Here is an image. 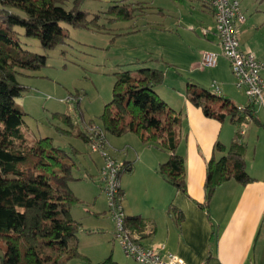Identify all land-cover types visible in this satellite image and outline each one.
<instances>
[{
  "label": "trees",
  "instance_id": "1",
  "mask_svg": "<svg viewBox=\"0 0 264 264\" xmlns=\"http://www.w3.org/2000/svg\"><path fill=\"white\" fill-rule=\"evenodd\" d=\"M79 1L75 0L74 6L67 9L66 0H0V264H69L81 257L77 238L81 224L70 214L73 206L80 204L69 187L72 181L80 179L75 177V162L50 138L27 139L21 129L26 113L15 104L24 92L18 76L41 70L48 59L46 54L24 49L16 28L23 30V36L38 40L43 51L49 52L68 42L64 25L100 28V16L89 17L80 10ZM150 1L121 0L109 7L107 21H135L152 11L163 14L161 8L153 10ZM164 81L165 74L151 68L116 72L112 100L104 107L100 117L103 127L98 128L105 136L136 134L143 143L168 152V159L159 164L157 172L185 193V162L175 152L180 142L181 112L155 91ZM185 98L200 108L205 117L219 122L228 120L241 125L256 121L249 104L238 111L230 100L196 83L187 82ZM63 119L74 127L70 117ZM78 133L87 141L85 131ZM245 152L239 132L228 146L215 143L206 166V199L200 207L208 208L221 184L233 180L244 185L251 180L246 172ZM129 169L130 164L124 163L119 177ZM125 226L141 231L143 222L139 217H126ZM98 264L116 263L108 257Z\"/></svg>",
  "mask_w": 264,
  "mask_h": 264
},
{
  "label": "crops",
  "instance_id": "2",
  "mask_svg": "<svg viewBox=\"0 0 264 264\" xmlns=\"http://www.w3.org/2000/svg\"><path fill=\"white\" fill-rule=\"evenodd\" d=\"M237 1L246 18L244 25L238 29L240 48L253 53L257 60L264 63V46L261 48L252 38L256 30L264 28V0ZM174 2L181 6L176 11L183 13V20L177 16L174 19L182 27L184 36L175 28L163 26V29L168 34H172V30L178 35L180 42L175 43L180 44V49L182 46L180 54L186 58L189 71L197 74L195 83L202 85L200 79H203L205 70L199 68L202 54L220 52L213 11L206 0ZM202 29H206V33ZM212 70L220 83V86L217 84L220 95L236 107L248 106L247 98L234 86V78L223 57H219ZM261 76L264 79V70ZM175 87L185 90L178 85L169 87L171 91L167 93L157 94L170 107L181 112L180 142L175 152L185 162V193L176 190L157 172L159 164L168 159V152L143 143L133 133L114 136L118 139L111 140L112 151L108 153L113 160L130 164V169L120 175L119 184L125 216L139 217L143 222L141 231H132L144 247H159L161 255L175 254L187 264H264V163L261 167L257 165L254 173L248 172L253 168L247 163L249 146L245 136H249L251 127L239 129L240 124L205 117L202 110L189 103L185 93L176 92ZM249 106L257 122L245 125L263 127L264 106ZM236 132L243 135L246 172L251 180L244 185L233 180L221 184L213 193L208 208H202L199 205L206 199V166L213 156L214 145L216 142L229 145ZM256 137L258 139L259 136ZM106 141L105 148L107 144L109 146L107 137ZM251 154H256L255 145ZM102 164L103 159H100L96 169H93L95 174L87 170L89 181L70 183V189L80 200L70 214L73 220L84 225V229L96 227L99 232L105 231L113 236L114 224L107 209H104L106 199L99 177ZM82 182H86L85 185ZM89 196L91 199L88 200ZM111 243L110 250H98L90 264H98L108 257L113 258L116 264H137L130 257H119L115 253L114 238ZM69 264H77V261L72 260Z\"/></svg>",
  "mask_w": 264,
  "mask_h": 264
},
{
  "label": "rangeland",
  "instance_id": "3",
  "mask_svg": "<svg viewBox=\"0 0 264 264\" xmlns=\"http://www.w3.org/2000/svg\"><path fill=\"white\" fill-rule=\"evenodd\" d=\"M120 2L121 0H80L81 11L87 13L89 17L100 16L98 21L100 28L80 29L64 25L69 35L68 42L46 53L38 40L23 36V30L16 28L19 32V42L24 49L35 54H46L48 57L46 67L34 73L18 76L24 92L16 99L15 104L26 113L21 129L30 141L50 138L55 146L69 154L75 162V177L80 178L77 181H89L87 170L95 174L93 169H96L95 165L97 166L102 159L99 152L92 150L88 141L85 142L78 132L87 131L83 122L103 127L100 117L104 107L112 100L116 72L142 67L160 70L165 74V81L161 88L155 90L157 93H167L171 91L169 87L180 85L184 88L187 82H196L197 74L189 71L186 58L180 54L182 46L180 49V44L175 43L180 42L178 35L172 30V34H168L163 29V26L175 28L184 36L182 27L180 28L178 21L174 19V16H177L179 20H183V13L176 11L181 7L180 4L172 0H151L150 7L155 11L161 8L163 14L167 16L152 11L135 21L108 22L106 12L109 7ZM74 3L75 0H66L65 7L70 9ZM139 29L138 32H132ZM252 38H255L257 45L262 48L264 28L256 30ZM136 62L139 64H135ZM212 73V69H205L202 73L203 79H200L203 83L198 86L214 94L212 84L220 83ZM175 88L176 92L180 91L177 89L179 87ZM180 92L185 93V90L182 89ZM64 116L70 117L73 128L66 124ZM262 119L264 120V117ZM239 126H241L239 129L251 127L249 136H245L249 146L246 158L249 167L253 168L248 172L254 173V169H258L257 165L261 167L264 163V126L260 128L245 124ZM106 137L109 140L106 151L110 152L111 140L118 138L108 134ZM254 145L256 154L252 156L251 148ZM82 183L85 185L86 182ZM104 199H106L104 209L108 211L106 196ZM83 226L81 225L77 234L81 257L75 260L77 264H90L92 256L96 255L98 250L102 248L110 250L113 236L105 231L99 232L96 227L84 229ZM90 232L92 235H89ZM114 242L115 253L119 257H126L117 241ZM86 255L91 257L88 258ZM115 257L118 258L116 255Z\"/></svg>",
  "mask_w": 264,
  "mask_h": 264
},
{
  "label": "built area",
  "instance_id": "4",
  "mask_svg": "<svg viewBox=\"0 0 264 264\" xmlns=\"http://www.w3.org/2000/svg\"><path fill=\"white\" fill-rule=\"evenodd\" d=\"M213 11L214 30L218 39L220 52H204L200 69L216 67L219 57H223L234 78V86L247 98L249 105L264 106V79L261 71L264 63L256 59L251 52L240 48L238 29L244 25L246 18L237 0H206ZM206 33V29H202ZM214 94L220 92L219 86L212 84ZM242 111L244 107H237ZM87 141L91 149L98 151L103 159L99 177L103 192L107 198L108 212L114 223V240L122 252L137 264H187L175 254L161 255L159 247H144L134 232L125 226V214L121 204L122 194L119 184V171L123 164L116 162L106 151V136L95 124L87 125Z\"/></svg>",
  "mask_w": 264,
  "mask_h": 264
}]
</instances>
